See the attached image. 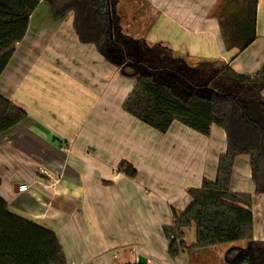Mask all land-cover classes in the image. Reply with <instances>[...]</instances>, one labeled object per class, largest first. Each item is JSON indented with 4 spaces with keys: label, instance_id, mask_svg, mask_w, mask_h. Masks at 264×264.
Returning a JSON list of instances; mask_svg holds the SVG:
<instances>
[{
    "label": "crops",
    "instance_id": "crops-1",
    "mask_svg": "<svg viewBox=\"0 0 264 264\" xmlns=\"http://www.w3.org/2000/svg\"><path fill=\"white\" fill-rule=\"evenodd\" d=\"M224 1L147 0L151 18L138 34L191 59L232 58L236 72L254 75L264 67V0H257V37L237 54L226 50L222 38ZM73 22V11L55 17L42 0L0 76V93L27 112L0 134V194L9 209L53 229L66 264L134 263L141 255L147 264H230L227 250L246 247L245 241L191 248L169 258L163 233L172 225L173 211L181 214L191 204L188 190L216 178L227 148L225 131L213 125L210 135H202L175 120L162 133L175 144H155L159 147L149 149L163 159L147 161L144 152L151 143L142 136L144 123L123 109L133 87L116 110L107 97L108 83L123 74L95 45L79 40ZM123 159L136 168V177L118 170ZM38 165L51 171L49 189L36 182ZM233 168L231 190L255 191L250 156L238 155ZM248 182L251 189H243ZM22 184L29 189L20 191ZM255 198L262 209L256 210ZM253 205L254 238L264 241V193L253 195ZM145 208L160 231L157 240L138 226ZM184 235L188 246L196 243L195 226Z\"/></svg>",
    "mask_w": 264,
    "mask_h": 264
},
{
    "label": "trees",
    "instance_id": "trees-1",
    "mask_svg": "<svg viewBox=\"0 0 264 264\" xmlns=\"http://www.w3.org/2000/svg\"><path fill=\"white\" fill-rule=\"evenodd\" d=\"M41 1L0 0V76ZM45 1L55 17L73 11L79 40L95 45L124 74L136 77L123 103L127 113L161 133L175 120L202 135H210L213 125L226 133L227 148L219 157L216 178H204L200 187L190 188L191 204L181 214L173 211L172 225L163 227L170 242L168 255L245 241L246 247L227 251L229 263L264 264V241L254 238L253 195L231 190L235 159L247 154L255 193H264V67L254 75L240 74L232 68V58L194 61L166 45L115 33L112 0ZM219 9L226 50L242 52L257 37V0H225ZM26 117L24 109L0 93V134ZM118 169L130 177L137 175L127 160H121ZM192 226L196 243L188 246L184 230ZM66 263L56 232L12 212L0 194V264Z\"/></svg>",
    "mask_w": 264,
    "mask_h": 264
},
{
    "label": "rangeland",
    "instance_id": "rangeland-1",
    "mask_svg": "<svg viewBox=\"0 0 264 264\" xmlns=\"http://www.w3.org/2000/svg\"><path fill=\"white\" fill-rule=\"evenodd\" d=\"M150 11H151V5L149 3H147V0H112V15H113V26L115 28V33H117V32L130 33L131 32V33H134V34H132L134 37L142 38V37H140L141 34L139 33L140 34L139 35L138 32L145 31V27H147V23L145 25H143V24H144V22L147 21V19L149 17L151 18ZM196 60H199V59H195L194 61H196ZM114 65H115V67H117V69L123 75H114L113 76V81L108 83L107 97L109 100H112V102L114 103V108L117 110V105H118L119 100H123V98L126 96L129 89L133 87L132 78L135 79L136 77H131L130 75H128L129 77H131V78H128V77L124 76V73L121 71L120 66H117L116 64H114ZM198 67H201V66H198ZM125 71H127V73H129L130 68H125ZM109 85H110V88H109ZM263 96H264V93H263ZM142 125L146 128L145 132L142 133V136L146 139V143H151V144L147 145V148L145 149V152H144V154L147 156L146 160L148 161L149 159H159L161 161L163 159V157L160 154H156V153L152 154L153 152L149 148H151V149H154V147L158 148L159 146L155 145L158 143H161V145H163V144H167L170 142L171 145H173V144H175V141H172L169 137L167 138V136H165V134H162L156 130H152V128L147 126L146 124L145 125L142 124ZM218 128L221 129L222 131H224L223 128H221V127H218ZM128 129H130V128H128ZM225 142L227 143L226 136H225ZM183 155H185V154L182 153V156ZM188 158L186 157V159H188ZM148 170L149 169H147V171ZM234 173H235V168H233V174ZM233 174H232V177H233ZM251 183H253V182H251ZM235 186H236V183H235ZM245 188L250 190L251 184L249 187V182H248V184L245 183V186L243 187V189H245ZM240 192L250 193L251 195H254V196L256 195L255 191H253V192L240 191ZM255 199H256L255 200L256 210L258 208L262 209V204L259 205V203H260L259 199H257V198H255ZM252 209L254 210V205L252 206ZM150 224L154 228L152 226H150ZM138 226L143 231H146L147 233L150 232L149 234L144 232L148 239L157 240V236H158V233H160V231L156 227V224L153 220V214H150L147 208H145V213H144L143 218H140V220L138 221ZM240 244H242V243H240ZM226 254L228 255V252H226ZM141 256H143V255H141ZM166 256L170 258L168 253L166 254ZM230 256H231V254H229V257Z\"/></svg>",
    "mask_w": 264,
    "mask_h": 264
},
{
    "label": "built area",
    "instance_id": "built-area-1",
    "mask_svg": "<svg viewBox=\"0 0 264 264\" xmlns=\"http://www.w3.org/2000/svg\"><path fill=\"white\" fill-rule=\"evenodd\" d=\"M51 176H52L51 171L47 167H45L44 165H38L37 166L36 182L43 189H49L50 187H52L53 183L48 181ZM28 189H29L28 184H22L19 186V190L22 192L27 191Z\"/></svg>",
    "mask_w": 264,
    "mask_h": 264
},
{
    "label": "water",
    "instance_id": "water-1",
    "mask_svg": "<svg viewBox=\"0 0 264 264\" xmlns=\"http://www.w3.org/2000/svg\"><path fill=\"white\" fill-rule=\"evenodd\" d=\"M147 261H148L147 258L144 256H139V258H138L139 264H147Z\"/></svg>",
    "mask_w": 264,
    "mask_h": 264
}]
</instances>
